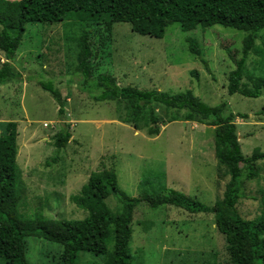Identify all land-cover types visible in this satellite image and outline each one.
I'll use <instances>...</instances> for the list:
<instances>
[{
    "label": "rangeland",
    "instance_id": "1",
    "mask_svg": "<svg viewBox=\"0 0 264 264\" xmlns=\"http://www.w3.org/2000/svg\"><path fill=\"white\" fill-rule=\"evenodd\" d=\"M15 1L0 0V11L9 16ZM77 15L60 22L27 23L12 59L20 78L0 84V122H17L18 212L28 217L39 213L47 218H83L87 212L70 196L78 193L90 172L102 168L115 169L120 189L130 196L171 187L213 205L229 180L214 154L215 126L186 120V110L157 103L152 108L158 134L124 122L125 100L95 101L93 95L99 90L94 82L82 84V75L75 69L76 39L88 31L94 44L95 74L109 72L120 85L141 89L169 93L190 89L209 105L225 101V114H246L234 122L242 153L248 156L254 148L264 152V92L252 98L226 89L228 73L235 67L232 56L240 58L246 32L219 24L182 30L173 22L163 37L155 38L133 31L127 22H116L110 47L102 50L96 25L80 21ZM188 38L198 44L199 55L190 52ZM263 41L264 29L247 56L246 74H264ZM5 60L0 50V66ZM39 80L52 81L66 98L63 117ZM242 81L250 85L246 76ZM170 116L177 120L167 122ZM64 124L71 135L64 147L56 148L54 136ZM257 171L254 179L245 181V195L236 205L246 219L261 213L264 158L257 161ZM105 202L113 212L120 210L116 194ZM131 226L134 264L227 263L224 235L212 213H190L174 205L152 208L142 201L134 208ZM26 240L30 264H61L59 244L37 236ZM92 262L103 264L87 250L79 253L78 264Z\"/></svg>",
    "mask_w": 264,
    "mask_h": 264
},
{
    "label": "trees",
    "instance_id": "2",
    "mask_svg": "<svg viewBox=\"0 0 264 264\" xmlns=\"http://www.w3.org/2000/svg\"><path fill=\"white\" fill-rule=\"evenodd\" d=\"M72 13L78 14L80 21L96 25L102 50L110 47L116 22H127L133 31L155 38L163 37L166 27L173 22H178L182 30L214 24L243 30L246 35L242 39L241 56L238 59L232 56L235 67L228 73L227 92L252 98L264 92V74H246L245 68L247 56L264 29V0H17L9 16L0 11V50L6 59L0 66V84L20 78L12 59L27 23L60 22ZM87 33L82 32L76 39L75 69L82 75V84L93 81L99 90L93 99L125 100L128 111L124 122L135 128L147 127L151 135L159 132L153 103L166 109H184V119L215 126L214 154L218 163L226 168L229 180L222 197L209 206L171 187L154 192L142 190L138 196H130L120 189L115 169L102 168L90 172L78 193L70 196L77 207L87 212L83 218H47L39 213L24 216L18 212L21 195L17 183L21 173L16 163L17 122H0V264H30L26 240L30 236L59 244L61 264H78L82 250L99 257L103 264H134L129 247L131 224L134 208L142 201L152 208L174 205L190 213H212L217 230L224 235L226 264H264V196L261 213L253 219L242 217L236 206L245 195V181L257 176V161L264 158L259 148H254L248 156L242 153L234 119L246 114H225V101L209 105L190 89L176 93L141 89L120 85L109 72L95 74L94 44ZM187 42L190 52L199 55L201 51L195 40L188 38ZM192 74L198 77L197 71ZM244 76L250 85L242 81ZM39 84L55 99L58 115L63 117L66 98L52 81L39 80ZM174 120L176 116H170L167 122ZM70 135L68 125L64 124L54 136V146L64 147ZM112 193L121 203L119 211L113 212L105 202Z\"/></svg>",
    "mask_w": 264,
    "mask_h": 264
}]
</instances>
